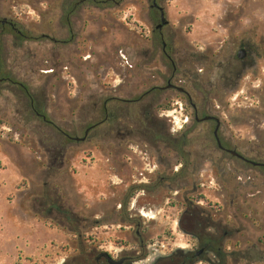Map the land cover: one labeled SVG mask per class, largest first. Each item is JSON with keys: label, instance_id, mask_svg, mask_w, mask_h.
<instances>
[{"label": "rangeland", "instance_id": "374dc122", "mask_svg": "<svg viewBox=\"0 0 264 264\" xmlns=\"http://www.w3.org/2000/svg\"><path fill=\"white\" fill-rule=\"evenodd\" d=\"M156 2L160 30L151 0H0V264L196 253L204 244L179 229L189 201L196 232L214 234L224 257L205 250L192 264H264V167L220 149L212 122L180 119L174 91L157 126L183 139L153 138L144 123L166 41L180 85L214 84L221 145L264 163V0ZM241 45L254 69L236 58Z\"/></svg>", "mask_w": 264, "mask_h": 264}, {"label": "flooded vegetation", "instance_id": "af4514ba", "mask_svg": "<svg viewBox=\"0 0 264 264\" xmlns=\"http://www.w3.org/2000/svg\"><path fill=\"white\" fill-rule=\"evenodd\" d=\"M150 6L152 8H156L157 11L159 12L160 23H161V16H163V19L165 20L163 9L161 6L157 4L156 0H151ZM0 23L2 25L6 23L10 24V22H7L5 20H1ZM160 23L158 25H160ZM165 24H167V22ZM165 24H162V26ZM158 25L156 26V28L160 30L162 26L159 27ZM238 50H242L243 57L241 58L236 57V58L241 62L243 69H249V68L254 69L256 67V63L254 62V58L250 57L251 55H253V52L251 53L248 52L244 45L239 46ZM152 54L153 52L151 49L149 52V62H152L154 60V57L152 56ZM159 61H160V65H162V67H164L166 70L164 78H163L165 79V85L163 86L162 85H152L144 93L145 96H148V101L145 105V112H144V123L146 126V130L149 131L150 135L156 139H168V138L183 139V136H185V133L183 131L170 132L167 128V125L163 122L159 123V127L157 126L158 106L162 102V100L166 97L165 96L166 91H174V94L169 95L170 96L169 99L171 101L170 103L172 104L174 102L172 105H175L174 108L176 110L179 104L183 105L182 101L184 102V106H185V107H182V106L179 107L178 113L180 115V119L187 118V120L189 121V118L187 117L189 115L193 119L194 123L212 122L214 124V127H213V131H214L217 125V121H215L212 118L208 120H202L206 116L216 117V115L210 114V108H209L210 106L209 101H210L211 96L214 93V84H207L206 86L202 88L194 87L191 90H188L187 88H184L182 85H180L179 82L181 80L178 79V73L180 69L179 65L181 64L182 61L178 60L175 47L168 45L166 41H162L160 52H159ZM1 80L2 78H0V81ZM165 116L168 118L170 116V118L168 119V122H171L172 124L174 123L173 115H165ZM41 117L42 119H45L44 116H41ZM219 128H220V121H219V126L217 129V136H218ZM88 130L89 129L87 128L85 132L86 131L88 132ZM84 136H85V133H84ZM68 137L72 138L75 141H78L76 140V138H79V139L83 138V137H70V136ZM220 149L225 150L226 148L221 145ZM259 163H262V162H259ZM262 167H264V165ZM204 252H205V247H202L200 251L196 252V256L198 254L202 255L200 253H204ZM98 254L94 256L93 264H101V262L104 261L103 258H97ZM122 258L124 259L122 263L125 264V262H127L128 260L125 259L124 257ZM190 262L192 261L190 260Z\"/></svg>", "mask_w": 264, "mask_h": 264}, {"label": "trees", "instance_id": "16d2710c", "mask_svg": "<svg viewBox=\"0 0 264 264\" xmlns=\"http://www.w3.org/2000/svg\"><path fill=\"white\" fill-rule=\"evenodd\" d=\"M201 198L202 197H199L197 201H199ZM192 203L193 201H189L186 203V207L188 209L184 211L183 218L179 220V229H181L184 233L190 234L191 236L201 241L204 244L206 251L213 252L215 253V255L219 254L218 256L221 262H223L224 261L223 255H221L220 252L217 250V248L213 246V242H215L214 240L216 239L215 235L214 234L211 235V233H206L204 231L201 234H198L196 232V229L194 228V224H195L194 221L195 218L197 217V212L192 209L191 207ZM184 219L190 220L189 223L190 228H186L187 226L184 224ZM122 245H126V243H122ZM195 257H196V253H193L192 251L177 249L167 256L157 258L152 264H192ZM124 258L127 259V257ZM103 260L105 264H108L105 259ZM190 260L192 262H190ZM132 261L133 260L130 259V262Z\"/></svg>", "mask_w": 264, "mask_h": 264}, {"label": "water", "instance_id": "95a60500", "mask_svg": "<svg viewBox=\"0 0 264 264\" xmlns=\"http://www.w3.org/2000/svg\"><path fill=\"white\" fill-rule=\"evenodd\" d=\"M2 22H4V21H2ZM166 22L167 21L163 19V16H161V23L158 26L161 27L162 24H165ZM236 57L237 58L243 57L242 50H239L237 52ZM211 118L214 119L215 121H217V125H216V127H215V129L213 131V135H214V137H215V139L217 141L218 147L221 148V144H220L219 139H218V136H217V129H218V126H219V119L216 118V117H212V116H206L202 120H208V119H211ZM86 132H85V135H86ZM83 139H84V137L83 138H80V139L79 138H76V140H83ZM225 151H227L230 155L235 156V157H237V158H239V159H241V160H243L245 162H248V163H250L252 165H255V166H263L264 165L263 163L255 162V161H252V160H249V159L245 158L243 155H241L239 152H237L234 149H225ZM97 258H103V259H105L108 264H122V262L124 261L123 258H119V259L113 258L111 255H109L105 251L100 252L98 254Z\"/></svg>", "mask_w": 264, "mask_h": 264}, {"label": "built area", "instance_id": "2783aa9c", "mask_svg": "<svg viewBox=\"0 0 264 264\" xmlns=\"http://www.w3.org/2000/svg\"><path fill=\"white\" fill-rule=\"evenodd\" d=\"M160 247H163V245H162V244L158 245V244H156V243H153V244L151 245V249H152V251H153L152 254H155L156 252H158V251L160 250Z\"/></svg>", "mask_w": 264, "mask_h": 264}]
</instances>
